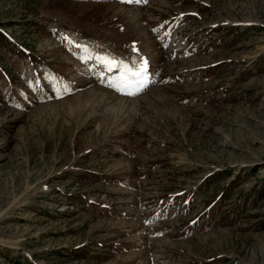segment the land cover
Here are the masks:
<instances>
[{
	"label": "rangeland",
	"instance_id": "374dc122",
	"mask_svg": "<svg viewBox=\"0 0 264 264\" xmlns=\"http://www.w3.org/2000/svg\"><path fill=\"white\" fill-rule=\"evenodd\" d=\"M123 4L0 0V264H264V0ZM65 37L164 85L117 97ZM33 61L78 85L42 103Z\"/></svg>",
	"mask_w": 264,
	"mask_h": 264
},
{
	"label": "snow or ice",
	"instance_id": "6c2138e0",
	"mask_svg": "<svg viewBox=\"0 0 264 264\" xmlns=\"http://www.w3.org/2000/svg\"><path fill=\"white\" fill-rule=\"evenodd\" d=\"M127 2H141V0H127ZM142 2L147 3V0H142ZM65 41L73 44L77 48H81L85 55L81 56L82 62L87 63L88 60L92 59L97 61L100 65L107 68L109 72L113 69H123L120 77L109 83V87L113 90L119 92L122 95L136 96L143 92L146 88L145 81L148 78L149 71V61L147 57H143L139 53V49L136 48L135 43L131 45L132 51L140 58V65L136 67L134 64L126 63L123 58L117 59L115 56L110 54L88 56L89 51L88 46L75 44L70 37H65ZM58 98H63L65 94H71L70 86L65 83L62 88L56 89Z\"/></svg>",
	"mask_w": 264,
	"mask_h": 264
},
{
	"label": "bare ground",
	"instance_id": "6f19581e",
	"mask_svg": "<svg viewBox=\"0 0 264 264\" xmlns=\"http://www.w3.org/2000/svg\"><path fill=\"white\" fill-rule=\"evenodd\" d=\"M238 25H240V23H235V24H233L232 26H238ZM244 25V24H243ZM80 40H82V39H80ZM82 41H85V42H87V43H89V44H91V45H94L95 46V48H99L98 46V44H97V42L96 41H86V40H82ZM133 43H135L136 45H137V43L136 42H132L130 45H132ZM80 44H82V42H80ZM89 44H84V45H86V46H90ZM103 45H106V46H109V47H113L114 48V46L113 45H111V44H107V43H105V44H103ZM129 45V46H130ZM92 47V46H91ZM137 47H138V49H139V53H142V49H141V47L140 46H138L137 45ZM136 47V48H137ZM100 49V48H99ZM124 49V48H123ZM131 50H132V48H131ZM146 55H148V54H146L145 53V55H143L144 57H146ZM140 63H141V61H140V58L138 57L137 58V62H136V66H138L139 67V65H140Z\"/></svg>",
	"mask_w": 264,
	"mask_h": 264
}]
</instances>
